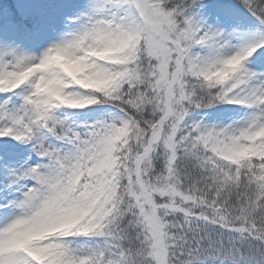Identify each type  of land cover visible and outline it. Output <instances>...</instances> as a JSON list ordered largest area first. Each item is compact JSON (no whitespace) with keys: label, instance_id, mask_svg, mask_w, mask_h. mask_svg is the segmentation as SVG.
Wrapping results in <instances>:
<instances>
[{"label":"snow or ice","instance_id":"snow-or-ice-1","mask_svg":"<svg viewBox=\"0 0 264 264\" xmlns=\"http://www.w3.org/2000/svg\"><path fill=\"white\" fill-rule=\"evenodd\" d=\"M0 264H264V0H0Z\"/></svg>","mask_w":264,"mask_h":264}]
</instances>
